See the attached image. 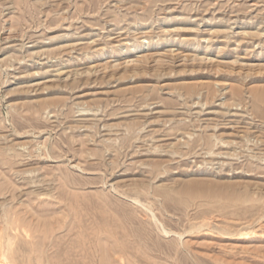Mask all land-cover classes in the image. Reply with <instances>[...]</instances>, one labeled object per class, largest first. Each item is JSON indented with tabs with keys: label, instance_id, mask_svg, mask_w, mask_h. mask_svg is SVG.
<instances>
[{
	"label": "rangeland",
	"instance_id": "374dc122",
	"mask_svg": "<svg viewBox=\"0 0 264 264\" xmlns=\"http://www.w3.org/2000/svg\"><path fill=\"white\" fill-rule=\"evenodd\" d=\"M0 264H264V0H0Z\"/></svg>",
	"mask_w": 264,
	"mask_h": 264
},
{
	"label": "bare ground",
	"instance_id": "6f19581e",
	"mask_svg": "<svg viewBox=\"0 0 264 264\" xmlns=\"http://www.w3.org/2000/svg\"><path fill=\"white\" fill-rule=\"evenodd\" d=\"M227 123V122H226Z\"/></svg>",
	"mask_w": 264,
	"mask_h": 264
}]
</instances>
